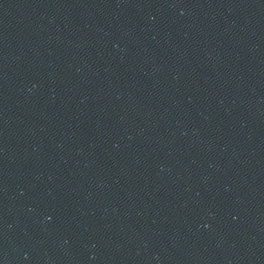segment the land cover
<instances>
[{
	"label": "water",
	"instance_id": "95a60500",
	"mask_svg": "<svg viewBox=\"0 0 264 264\" xmlns=\"http://www.w3.org/2000/svg\"><path fill=\"white\" fill-rule=\"evenodd\" d=\"M0 264H264V0H0Z\"/></svg>",
	"mask_w": 264,
	"mask_h": 264
}]
</instances>
